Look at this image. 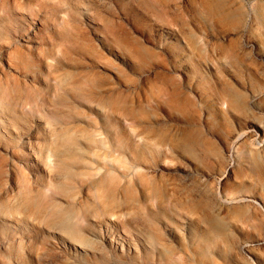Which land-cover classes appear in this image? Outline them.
<instances>
[{
	"label": "rangeland",
	"instance_id": "obj_1",
	"mask_svg": "<svg viewBox=\"0 0 264 264\" xmlns=\"http://www.w3.org/2000/svg\"><path fill=\"white\" fill-rule=\"evenodd\" d=\"M91 172L90 211L50 208ZM94 215L134 246L103 264H264V0H0V264H62L43 229Z\"/></svg>",
	"mask_w": 264,
	"mask_h": 264
},
{
	"label": "bare ground",
	"instance_id": "obj_2",
	"mask_svg": "<svg viewBox=\"0 0 264 264\" xmlns=\"http://www.w3.org/2000/svg\"><path fill=\"white\" fill-rule=\"evenodd\" d=\"M27 48H38V44L40 43V38H37L34 32L30 31L28 32L24 38L21 39ZM24 77L28 78L29 80H36V77L26 73ZM2 131L6 133V135L14 134L16 135V139L18 138V146H25L27 145L25 142V138L20 133H17L16 129H13L11 127L6 126L5 128H2ZM10 137V136H9ZM15 141V139L13 138ZM79 147V146H78ZM77 145H71L69 148H78ZM57 151V149H56ZM54 157H57L59 159V153L53 150ZM25 161L24 163L26 165L31 166L32 168H36L39 166L38 163V157L36 155H30V154H24ZM98 176L97 172H91L89 173L86 184H87V193L86 195H77L73 197L71 200H67L65 198L59 197L57 200L54 199L52 201V204L50 208H53L54 206L58 205L62 209H69V208H79L83 210H89L90 207L87 204V200L89 198V194L91 192H94L95 194H102V196L106 195V189L101 184H97L98 181H96V178ZM51 180L53 183H62L61 176L58 175H51ZM143 198L148 196V191H143ZM245 199V198H244ZM49 208V209H50ZM95 218H91L90 220L93 221L92 224L95 226L88 225L86 234H74L71 232L67 225V218H61L58 223L48 225L44 230V232L47 234L49 241V245L54 247L57 251H59L61 254L66 253V256L64 257V260H62V264H69V262H79L84 264H93V263H100L97 260H101V263H105L107 258L111 257V251L106 248V244L108 243L111 245V248L114 246L119 247L120 251L127 250L126 248L134 249V246H132V242L128 239L130 237L127 233L124 231L119 230V227L115 224L116 219L113 215L105 216L103 221H99L100 217L94 215ZM1 219L5 222L11 223L10 226L13 228L16 227L14 225H19L18 221L12 217L8 216H1ZM178 222L184 224L186 226V223L183 222L184 219L176 218ZM111 222V224H110ZM107 228V231H110L109 233L113 234L111 237L105 235V237L101 236L100 230L102 228ZM111 227H113L114 231L111 230ZM167 233L169 234H176V228L171 225H166ZM102 231V230H101ZM137 239L140 241V245L143 246L146 250V248H150V245L153 244L152 242H149L150 240V234L145 231L144 229H141L136 234ZM124 243L125 245H122L121 243ZM142 242V243H141ZM25 242H23L24 244ZM134 244V243H133ZM150 244V245H149ZM156 248H158L159 244H153ZM245 245V244H244ZM247 246V245H245ZM121 247V248H120ZM126 247V248H125ZM244 249V247H243ZM245 250V249H244ZM174 256H171L167 253H162L158 258L153 262L150 258L147 256L145 257H139L135 258L133 262H127L125 264H176L174 262V259L172 258ZM41 259H44L43 255H40ZM173 260H172V259ZM42 264H60L53 261H47L42 260ZM105 261V262H104Z\"/></svg>",
	"mask_w": 264,
	"mask_h": 264
}]
</instances>
